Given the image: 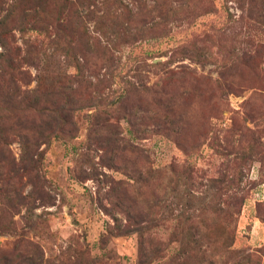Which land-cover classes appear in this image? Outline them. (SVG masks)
I'll use <instances>...</instances> for the list:
<instances>
[{"label":"rangeland","instance_id":"374dc122","mask_svg":"<svg viewBox=\"0 0 264 264\" xmlns=\"http://www.w3.org/2000/svg\"><path fill=\"white\" fill-rule=\"evenodd\" d=\"M142 1L92 0L73 32L55 35L61 0L39 7L41 19L35 0H0V42L11 48L0 45V74L10 61L33 87L48 70L26 51L41 48L80 79L63 84L75 100L71 136L44 141L36 169L0 184L6 201L26 195L0 219V264L26 254L43 264H264V0ZM96 20L124 33L105 57L79 33ZM13 127L0 141L6 162L22 151Z\"/></svg>","mask_w":264,"mask_h":264},{"label":"trees","instance_id":"16d2710c","mask_svg":"<svg viewBox=\"0 0 264 264\" xmlns=\"http://www.w3.org/2000/svg\"><path fill=\"white\" fill-rule=\"evenodd\" d=\"M35 1V6L38 9L36 7H31V10L34 11V15L37 18L41 19L43 15L39 12V7H41L43 12L45 10L43 7H45L44 5L48 0ZM61 2L62 4L60 6L65 9V11L62 10L63 14L61 18L59 17V13L57 17L55 16V18H57V22L54 24L55 35H58L61 32H73L72 27L75 26L77 22H82L83 19L88 17V15L92 12L91 5L94 1L61 0ZM131 2L137 9L143 6L142 0H131ZM28 6L29 4L27 7ZM124 6V9H130L128 5ZM31 10L30 7H28L26 16L31 14ZM146 14L148 15V10H146ZM2 22L3 21L0 20V25ZM96 23L98 24H94L95 26H93V29L91 30L88 27L87 29L85 27L81 28L82 30L79 33L82 34V39L85 42V48L83 49L90 51L91 47H94L95 49L101 50V56L105 57V55L110 53L115 47V42L119 39H122L123 41V38L121 37L124 33H119L112 29L102 28L104 25L100 20H96ZM95 27H99L100 31L95 30ZM0 43L2 49H4L6 53L9 49H11L9 44L6 43L4 37ZM32 45L34 44H28L25 50L27 47L32 48ZM55 49L63 51L64 47L61 48L56 44ZM26 53L36 55L35 58H31L37 59L39 62L43 61V68L48 70V73L42 77L40 76L37 84L33 87L29 86L31 79L29 78L30 75L28 72L20 69L18 66L16 68H10V61L7 63L6 69H4L5 74H3L4 70L3 73L0 74V104L1 108L6 110V129H4V127L1 129V126L3 125L0 124V141H7L9 135L14 134V125L23 129L21 133L16 134L20 139L22 150L18 161L13 159L10 160V162H6L8 154L2 151V149L0 150V184L2 186L4 183L6 184V187L11 183L8 174H15L19 169L24 171L32 170L34 168L36 169L41 158L40 144L44 141L46 142V140L50 137H61L63 135L70 137L74 124L72 113L74 110L75 100L73 99L74 97L71 93L72 85L68 83L65 85L63 84L66 80L76 82L80 81L78 74L71 76L64 70L63 66H61L59 62H48L47 56L45 57L46 52L41 48L35 51V53L29 52L27 49ZM1 54H3V52H0V55ZM81 59L82 58L80 57L75 60L77 61V64L75 65L77 69L76 72H78L82 65H84L80 62ZM1 65L2 63L0 62V68H3ZM89 68H91V66H89L88 69ZM92 68L94 67L92 66ZM8 69H15L18 71L16 78L9 74ZM43 79L45 82L44 85H41ZM102 79L98 78V80ZM19 82L23 83L24 87H22ZM53 83L56 86L57 84H60L61 89H55ZM90 83L91 82H88V88H95L97 86ZM0 112L2 111L0 110ZM3 174H5L6 177ZM6 191V188H0V196H3L2 204L4 206L0 207V219H3L2 215L6 214V206L13 209L16 207L17 203L22 204L20 201H23L26 198V195L15 189L13 190L14 196L6 201ZM44 193L45 192H43L42 195L38 194V199L43 200V198L46 197V193ZM0 227H6V225H2ZM44 262L45 260L42 255H37L36 258L26 254L23 264H43Z\"/></svg>","mask_w":264,"mask_h":264}]
</instances>
